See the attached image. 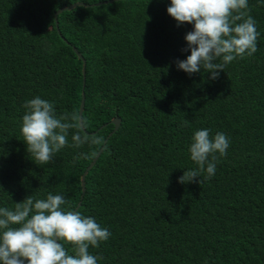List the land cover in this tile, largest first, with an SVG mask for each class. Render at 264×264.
Wrapping results in <instances>:
<instances>
[{
    "label": "trees",
    "instance_id": "obj_1",
    "mask_svg": "<svg viewBox=\"0 0 264 264\" xmlns=\"http://www.w3.org/2000/svg\"><path fill=\"white\" fill-rule=\"evenodd\" d=\"M0 0V207L62 194L66 208L112 233L89 252L97 264H264V3L248 0L258 51L211 80L175 61L190 55L168 15L170 0ZM86 60L84 88L83 59ZM104 145L69 144L37 164L21 133L26 101L40 96L57 116L80 114ZM230 140L216 173L181 184L194 132ZM83 154H87L84 158ZM79 157V158H77ZM199 179V178H197ZM69 254L72 246L65 244Z\"/></svg>",
    "mask_w": 264,
    "mask_h": 264
},
{
    "label": "clouds",
    "instance_id": "obj_2",
    "mask_svg": "<svg viewBox=\"0 0 264 264\" xmlns=\"http://www.w3.org/2000/svg\"><path fill=\"white\" fill-rule=\"evenodd\" d=\"M167 13L177 26L193 25L185 35L187 48L182 49L190 55L175 61L177 69L189 76L203 70L216 80L237 58L251 57L258 51L260 33L248 0H170ZM23 107L21 133L36 164L54 162L56 153L68 146L71 130H75L71 137L74 148L104 143L102 136L86 132L89 123L82 114L57 116L54 104L40 96ZM229 145L223 132L212 137L207 128L195 131L189 152L198 167L184 171L178 182L201 184L205 172V179L213 177L218 159L227 154ZM67 203L62 194L48 193L46 199L29 195L15 203L14 209L0 207V264H97L102 257L91 254L89 247L98 248L112 233L95 218L66 208ZM65 244L72 246L74 254H69Z\"/></svg>",
    "mask_w": 264,
    "mask_h": 264
},
{
    "label": "water",
    "instance_id": "obj_3",
    "mask_svg": "<svg viewBox=\"0 0 264 264\" xmlns=\"http://www.w3.org/2000/svg\"><path fill=\"white\" fill-rule=\"evenodd\" d=\"M111 2H114V0L102 1V2H98L96 4H86V3H83V2H77V3H74V4L69 5V6H64V7L60 8L55 13V20H56L57 26H58V16H59V14H61L62 12L66 11V10H71V9L77 7V6H95V5H101V4H105V3H111ZM74 51L79 55V57L81 59H83V74H84V83L83 84H84V88H85V85H86V66H87V63H86V60L83 58L82 54L78 51V49L76 47L74 48ZM85 100H86V94H85V91H83V97H82L81 108H80V114H82V115H83V111H84V107H85ZM112 123L115 125L114 130L107 137L106 141L104 142V145L101 147V149L97 153L96 157L93 159V161L90 163V165L87 167V169L85 170V172L82 175V179H81V184H82V188H83V195H82V197L84 196V194L86 192V176H87L89 170L99 160V158L102 155V153L104 151V147H105L106 143L108 142L109 138L114 133H116L119 130V128L121 126V118L120 117H115L112 120ZM80 205H81V202H79V204H78V206L76 207L75 210H78V208L80 207Z\"/></svg>",
    "mask_w": 264,
    "mask_h": 264
}]
</instances>
